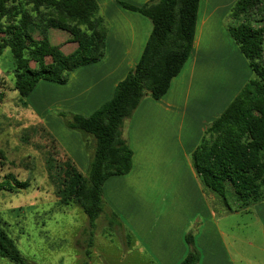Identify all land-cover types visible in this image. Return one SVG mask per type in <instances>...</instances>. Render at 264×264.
Here are the masks:
<instances>
[{
  "label": "trees",
  "instance_id": "16d2710c",
  "mask_svg": "<svg viewBox=\"0 0 264 264\" xmlns=\"http://www.w3.org/2000/svg\"><path fill=\"white\" fill-rule=\"evenodd\" d=\"M117 2L152 23L142 56L118 83L113 96L92 114L56 112L67 129L81 134L89 157L87 172L67 154L64 159L56 158L59 143L55 136L42 124L38 129L42 127L44 134L37 135L32 127L39 137L34 145L46 155L59 202L80 207L92 227L108 212L105 182L128 174L133 167L124 124L145 97L165 96L182 71L193 51L200 4V0H150L143 5ZM225 23L253 77L207 126L192 159L206 189L226 203L231 191L233 202L246 208L264 200V0H236ZM51 30L67 32L69 37L57 41L69 46L68 53L51 42ZM107 34L108 22L97 0H0V54L6 48L11 50L13 89L21 99L28 98L42 80L66 83L73 70L103 59ZM4 86L5 78L0 77V103L5 97ZM44 143L54 151L44 149ZM14 182L17 187L29 186L9 173L0 190H14ZM113 215L116 223L122 224ZM3 224L0 218V256L14 264H29ZM186 240L189 251L179 264H200L194 232L188 233Z\"/></svg>",
  "mask_w": 264,
  "mask_h": 264
},
{
  "label": "crops",
  "instance_id": "0c3cea01",
  "mask_svg": "<svg viewBox=\"0 0 264 264\" xmlns=\"http://www.w3.org/2000/svg\"><path fill=\"white\" fill-rule=\"evenodd\" d=\"M122 1L143 5L150 0ZM97 2L108 22L105 56L73 70L66 83L48 81V90L33 97L34 104L48 107L44 111L92 114L142 56L153 28L149 18L117 0ZM220 2L200 0L191 56L167 94L145 97L125 122L133 167L103 187L108 211L117 215L130 239L133 264H179L189 251L190 232L200 264H264V200L246 208L234 198L228 204L203 186L193 165L192 154L207 126L253 77L225 23L235 0ZM39 122L87 169L80 136L65 131L61 119L48 113Z\"/></svg>",
  "mask_w": 264,
  "mask_h": 264
},
{
  "label": "rangeland",
  "instance_id": "374dc122",
  "mask_svg": "<svg viewBox=\"0 0 264 264\" xmlns=\"http://www.w3.org/2000/svg\"><path fill=\"white\" fill-rule=\"evenodd\" d=\"M223 2L228 5L231 0L220 3ZM49 37L53 44L60 45L65 53L69 52L68 45L57 41V38L69 37L67 32L51 30ZM13 70L12 53L6 48L0 54V77L5 78V97L0 103V184L12 173L19 181L29 182V186L17 187L14 182V190H0V218L4 228L29 264H133L127 232L116 223L110 211L101 215L92 227L88 215L80 207L59 202L47 170L46 155L34 144L39 138L37 135L43 133L42 127L38 129V126L42 124L49 129L39 121L47 113L57 117V111L65 110L50 108L44 111L48 107L41 108L33 103V97H40L49 83L46 80L39 82L32 97L21 99L18 91L13 89ZM32 127L37 130V135ZM64 128L81 137L79 132L69 130L65 125ZM44 145V149L54 151L50 145ZM56 151V158L64 159L68 155L61 143ZM86 155L88 157L87 152ZM82 166L78 165L87 172L89 157L87 169ZM227 197L232 202L235 196L228 191ZM0 264L14 263L0 256Z\"/></svg>",
  "mask_w": 264,
  "mask_h": 264
}]
</instances>
